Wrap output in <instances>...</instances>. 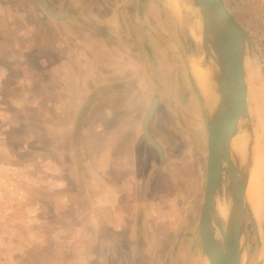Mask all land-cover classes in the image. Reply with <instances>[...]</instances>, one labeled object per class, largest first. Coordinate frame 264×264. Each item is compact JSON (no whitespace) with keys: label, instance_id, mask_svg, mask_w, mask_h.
Segmentation results:
<instances>
[{"label":"rangeland","instance_id":"1","mask_svg":"<svg viewBox=\"0 0 264 264\" xmlns=\"http://www.w3.org/2000/svg\"><path fill=\"white\" fill-rule=\"evenodd\" d=\"M222 1L250 41V54L246 60V100L254 141L252 157L255 148H261L264 156V0ZM48 2L56 13L68 9L74 11L76 15L74 19L63 23L67 25L66 32L71 30L75 38H80L98 23L100 28L105 30L106 44L118 45L120 42L119 44L126 45L128 59L135 54L129 47L137 46L136 60L142 66V73L137 74L138 79L117 82L128 88L129 96L122 93L119 96L113 94L110 100L95 102L93 106H89L88 112L80 113V121L83 123H79L78 130L75 126L73 132L72 128L65 127L66 122L70 121V113L58 117L60 122L65 124V128H54L50 123L54 122L56 117L52 115L53 118L48 116L47 128H39L37 123H31L28 129L22 122V112H12V108L7 107L6 102L2 103L5 99L1 96L0 132L4 140L14 142L9 153L12 150L17 153V157L8 162L21 165L23 168H38L39 160L31 158L30 154L38 153L40 149L47 153L48 158L54 157L56 152L68 153L71 150L69 140L72 133H78L76 146L83 150L81 154L84 155L88 147L91 148L89 142L95 140L86 137L88 127L94 123L100 126L101 122L119 125L125 121H135L132 123H138L135 131L140 143L137 147V168L142 172V164H145L146 175L143 182L146 181V185L132 183L129 188L142 192L136 196L138 203L147 202L146 196L150 201L144 209L137 206L129 210L130 226L126 227L124 224L123 232L103 231L105 238L110 239L103 240V244L100 242L101 246L97 248L102 252L101 264H207L197 229L205 184L206 104L193 77L191 63L198 60L204 69H207V65L200 43L190 32L189 0H48ZM58 24L60 22L50 17L39 0H0V62L6 61L13 51H18L16 49L18 46H22L28 40L31 41V49L38 48L40 37L45 38L49 48L53 47L56 38L66 34L63 28L54 27ZM28 26L31 33L23 31ZM27 58L32 64L36 62L34 51L28 52ZM13 73H19V70L15 68ZM104 80L108 78L105 77ZM101 88L104 90L108 87ZM135 88L137 96L133 94ZM140 93L143 97L141 104ZM152 97L158 98L150 122L152 136L162 148V157L156 149L146 143L140 125ZM126 102L129 104L127 109L124 108ZM108 104L117 110L111 113L112 117L105 122L103 108ZM10 114L15 115L16 123L12 122ZM240 131L234 145H238L239 152L244 156L249 136L245 127L240 126ZM55 133L59 137L57 140ZM29 137H32L29 146L25 151H21L22 141ZM239 138L243 140V147L240 146ZM7 153V148L4 151L0 147V162L7 163ZM142 157L144 160L141 161ZM81 162L79 159V166L82 167ZM135 178L138 180L141 177ZM223 184L222 193L227 202L229 196L226 175ZM261 194L258 204L260 207L256 209L252 207L248 197H245V242L240 264H258L259 261L264 264V244L259 226L260 220L264 218V177ZM39 196L40 192L37 189L30 192L34 202ZM46 199L51 201L52 193H47ZM82 200L80 213L84 215L88 210V202L85 198ZM12 204L11 199H5V195H0V264H12L16 261L12 257L13 245L7 239V233L13 230L12 225L9 226L7 222L9 207ZM37 211L35 214H38ZM46 212L51 218L54 217L51 207H47ZM17 214L22 215L20 209ZM222 224L224 225L223 222ZM129 228L132 230L128 233L132 231L135 237L133 240L126 238ZM116 235H120L121 238H115ZM52 247L53 244L48 242L47 250L50 251ZM74 253L73 258L78 257L79 263L82 259L87 263L86 257L77 254L80 253L79 244L75 246ZM33 258L34 264H39L37 254H34ZM45 261L48 263L49 258L45 257ZM73 263L78 264L76 261Z\"/></svg>","mask_w":264,"mask_h":264},{"label":"crops","instance_id":"2","mask_svg":"<svg viewBox=\"0 0 264 264\" xmlns=\"http://www.w3.org/2000/svg\"><path fill=\"white\" fill-rule=\"evenodd\" d=\"M60 12H66L67 16L53 19L60 22L54 27L63 28L66 32L67 25L63 22L72 21L76 15L71 9ZM23 31L31 33L30 26ZM75 37L71 30H67L65 36L56 38L51 48L46 45L44 37L39 38L40 45L34 49H31V41L28 40L18 46V51H13L6 61L0 62V98L4 96L5 99L2 103L6 102L12 112H22V122L28 129L31 123H37L39 128H47L48 116L52 115L56 118L50 124L54 128H63L65 124L58 117L70 113V121L66 122L65 127L72 128L73 132L76 126L78 130L79 123H83L80 113L88 112L89 106L95 102L110 100L113 94L129 96L128 88L117 82L138 79L137 74L142 73V66L136 60L137 46L129 47L135 54L128 59L126 45L120 42L118 45L106 44L105 30L98 23L80 38ZM31 51L36 55L33 64L27 58ZM15 68L19 73H13ZM105 77L108 80H104ZM103 86L108 88L103 90ZM133 94L137 96V88ZM142 98L140 93V104ZM127 103L125 109L129 105ZM115 110L110 104L104 106L105 122ZM9 116L16 123L15 115ZM132 122L135 121H125L119 125L101 122L100 126L94 123L88 127L86 137L95 140L89 142L91 148L88 147L84 155L81 154L83 150L80 149L81 152L76 146L78 133H72L68 153L56 152L54 157L48 158L47 153L40 149L38 153L30 154L31 158H37L40 162L38 168L34 169L8 162L17 157V153L13 150L9 153L14 142L4 140L0 132V147L4 151L7 148L8 152L7 163L0 162V195L13 202L7 218L9 226L13 227L7 233L8 242L13 245L12 257L16 260L12 264H34V254L39 257V264L41 258L43 264H74V261L78 264L102 263V252L97 248H100V242L110 239L105 238L103 231L116 233L124 230V224L129 227V210L137 206L144 209L150 201L146 196L147 202L138 203L136 196L142 192L129 188L132 183L146 185V181L143 182L145 164H142L140 172L136 162L137 147L140 145L135 131L138 123ZM149 129L153 134L152 123H149ZM81 133L83 135L84 130ZM54 136L56 140L59 138L56 133ZM31 138L22 141L21 151L27 149ZM79 159L82 160V167L79 166ZM136 176L141 178L137 180ZM35 189L40 192L36 202L30 197V192H35ZM47 193H52L51 201H47ZM84 198L87 199L88 210L81 215L80 202ZM47 207H51L53 218L47 214ZM19 209L21 216L17 214ZM36 211L38 214H35ZM130 230L126 238L133 240L135 237L132 231L128 233ZM120 235L114 237L121 238ZM48 242L53 244L50 251L47 250ZM77 244L80 246L78 256L86 257L87 263L83 259L79 263L78 257L73 258ZM45 257L49 258L48 263Z\"/></svg>","mask_w":264,"mask_h":264},{"label":"water","instance_id":"3","mask_svg":"<svg viewBox=\"0 0 264 264\" xmlns=\"http://www.w3.org/2000/svg\"><path fill=\"white\" fill-rule=\"evenodd\" d=\"M39 1L53 19L67 16L66 12L56 13L50 9L47 0ZM189 2L200 21L203 39H212L216 62L213 81L217 99L211 110L205 107L207 153L198 237L208 264H240L245 242V191L254 143L246 100V60L250 54V41L222 0ZM157 100V97L152 99L144 114L142 133L146 143L162 157V148L149 130ZM240 126L245 127L249 136L243 160L231 148V140ZM225 175L230 209L223 225L216 213V194L222 192ZM259 226L264 244V218Z\"/></svg>","mask_w":264,"mask_h":264},{"label":"bare ground","instance_id":"4","mask_svg":"<svg viewBox=\"0 0 264 264\" xmlns=\"http://www.w3.org/2000/svg\"><path fill=\"white\" fill-rule=\"evenodd\" d=\"M188 17L190 20V32L193 37L200 43L207 65V69H204L200 66L198 60H193L191 63V71L193 77L195 78L196 84L199 88L200 93L203 96V99L206 104V108L211 110L216 102L217 95L215 93V84L213 81V74L216 67L215 62V53L212 47V39L202 37L201 24L198 19V16L193 8H190L188 11ZM240 129L236 132L234 137L231 140V148L235 155L240 157V160L246 156V147L245 155H241L238 150V145H234V142L237 137L240 136ZM241 138V137H240ZM239 138V140H240ZM238 141V140H237ZM241 141V145H240ZM238 144L242 146L243 140H240ZM236 143V142H235ZM243 147V146H242ZM243 151V150H241ZM244 154V153H243ZM264 177V156L263 150L261 148H255L254 154L252 157L249 178L246 186L245 197L247 196L249 201L252 203V207L256 209L261 200L262 193V183ZM229 201H225L223 193L216 194V213L220 220L225 223L229 214ZM258 214V213H257ZM208 264V263H207Z\"/></svg>","mask_w":264,"mask_h":264},{"label":"flooded vegetation","instance_id":"5","mask_svg":"<svg viewBox=\"0 0 264 264\" xmlns=\"http://www.w3.org/2000/svg\"><path fill=\"white\" fill-rule=\"evenodd\" d=\"M47 2H48V0H47ZM48 6L50 7V5H49V2H48ZM51 9V8H50ZM153 98V97H152ZM152 100V99H151ZM151 122V121H150ZM150 130V129H149ZM151 133V132H150ZM151 135H152V133H151ZM153 137V136H152ZM154 138V137H153Z\"/></svg>","mask_w":264,"mask_h":264},{"label":"trees","instance_id":"6","mask_svg":"<svg viewBox=\"0 0 264 264\" xmlns=\"http://www.w3.org/2000/svg\"><path fill=\"white\" fill-rule=\"evenodd\" d=\"M251 213V212H250ZM252 221H253V224H254V219H253V217H252Z\"/></svg>","mask_w":264,"mask_h":264}]
</instances>
